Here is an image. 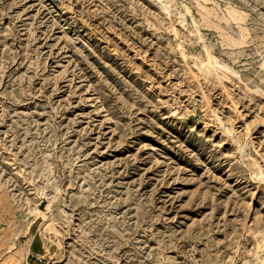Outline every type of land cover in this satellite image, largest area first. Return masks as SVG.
<instances>
[{"label":"rangeland","instance_id":"1","mask_svg":"<svg viewBox=\"0 0 264 264\" xmlns=\"http://www.w3.org/2000/svg\"><path fill=\"white\" fill-rule=\"evenodd\" d=\"M0 264H264V0H0Z\"/></svg>","mask_w":264,"mask_h":264},{"label":"bare ground","instance_id":"2","mask_svg":"<svg viewBox=\"0 0 264 264\" xmlns=\"http://www.w3.org/2000/svg\"><path fill=\"white\" fill-rule=\"evenodd\" d=\"M210 58H212L211 54H210ZM211 61H213V60L211 59ZM207 70H208V71L211 70L209 66H208ZM50 227H52V224L48 225V228H50Z\"/></svg>","mask_w":264,"mask_h":264}]
</instances>
